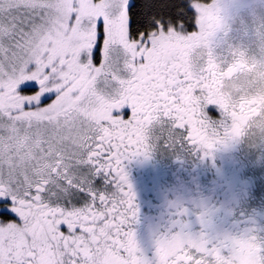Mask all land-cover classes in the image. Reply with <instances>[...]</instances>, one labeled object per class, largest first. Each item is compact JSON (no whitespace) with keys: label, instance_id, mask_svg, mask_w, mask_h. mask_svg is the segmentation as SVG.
<instances>
[{"label":"snow or ice","instance_id":"6c2138e0","mask_svg":"<svg viewBox=\"0 0 264 264\" xmlns=\"http://www.w3.org/2000/svg\"><path fill=\"white\" fill-rule=\"evenodd\" d=\"M136 7L0 0V264H264V237L210 238L180 219L151 257L137 243L124 162L158 148L210 155L227 137L217 105L193 101L190 60L160 55L164 37L199 27V4Z\"/></svg>","mask_w":264,"mask_h":264},{"label":"flooded vegetation","instance_id":"af4514ba","mask_svg":"<svg viewBox=\"0 0 264 264\" xmlns=\"http://www.w3.org/2000/svg\"><path fill=\"white\" fill-rule=\"evenodd\" d=\"M213 11L199 24L195 20L199 27L189 35L164 37L160 55L174 62L190 60L200 88L193 101L200 107L217 105L220 115L214 119L227 144L217 143L210 155L158 148L147 158L124 162L138 209L133 231L148 257L155 238L176 219L190 232L203 231L210 238L249 232L264 237V193L257 174L264 163L253 158L264 149L253 138L264 113V46L257 43L254 57L243 32L259 11L258 33L264 41V0L221 7L219 26ZM201 214H206L204 224Z\"/></svg>","mask_w":264,"mask_h":264},{"label":"rangeland","instance_id":"374dc122","mask_svg":"<svg viewBox=\"0 0 264 264\" xmlns=\"http://www.w3.org/2000/svg\"><path fill=\"white\" fill-rule=\"evenodd\" d=\"M239 0H219L220 6L222 8L230 7L233 5L234 2H237ZM218 0H210L207 3L199 2L195 0V3L199 4V8L197 9V13L195 14V20L199 24L200 21H203L206 17L209 11L213 9V5L217 4ZM189 3H194V0H190ZM259 12V11H258ZM258 12L256 13V16L253 17L251 20V25L245 26L243 32L244 34V40L248 42L247 47L249 50V53L254 55L256 57V46L257 43H259L260 46H264V41L262 37V32L258 33L259 30L262 28L260 24V19L258 17ZM249 23V20H248ZM262 37L261 39H259ZM256 39H259L257 42ZM263 44V45H262ZM251 50V51H250ZM260 130L257 131V133H254V139L257 140V142L264 144V113L262 117L260 118ZM253 158L254 163L258 164L260 160L264 163V149L261 152H257L254 154ZM263 166L262 169L258 171L257 174L262 177V185H263V193H264V164H261Z\"/></svg>","mask_w":264,"mask_h":264},{"label":"trees","instance_id":"16d2710c","mask_svg":"<svg viewBox=\"0 0 264 264\" xmlns=\"http://www.w3.org/2000/svg\"><path fill=\"white\" fill-rule=\"evenodd\" d=\"M190 0H177L178 3H181V4H186L187 2H189ZM196 1H199V2H203V3H207L209 2L210 0H196ZM135 3L137 5V7L134 9L135 12H137L138 14L139 13H142V11L144 10V3H145V0H135ZM189 20H194L195 21V14L193 15V17H190L188 18Z\"/></svg>","mask_w":264,"mask_h":264}]
</instances>
